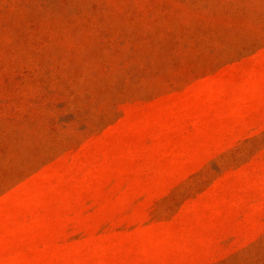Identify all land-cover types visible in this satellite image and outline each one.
Instances as JSON below:
<instances>
[{"label":"rangeland","instance_id":"rangeland-1","mask_svg":"<svg viewBox=\"0 0 264 264\" xmlns=\"http://www.w3.org/2000/svg\"><path fill=\"white\" fill-rule=\"evenodd\" d=\"M0 264H264V0H0Z\"/></svg>","mask_w":264,"mask_h":264}]
</instances>
